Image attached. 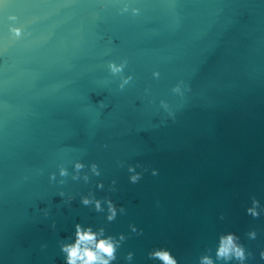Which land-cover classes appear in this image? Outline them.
<instances>
[{
	"label": "water",
	"instance_id": "water-1",
	"mask_svg": "<svg viewBox=\"0 0 264 264\" xmlns=\"http://www.w3.org/2000/svg\"><path fill=\"white\" fill-rule=\"evenodd\" d=\"M253 198L264 207V0L0 4V264H65L77 223L123 236L112 264H164L158 249L226 264V232L264 264Z\"/></svg>",
	"mask_w": 264,
	"mask_h": 264
},
{
	"label": "clouds",
	"instance_id": "clouds-1",
	"mask_svg": "<svg viewBox=\"0 0 264 264\" xmlns=\"http://www.w3.org/2000/svg\"><path fill=\"white\" fill-rule=\"evenodd\" d=\"M4 0H0L3 4ZM127 6H125L126 8ZM136 12L137 9H132ZM9 19H15L14 16H9ZM10 31L16 35L20 34L19 27H10ZM123 62L116 64L109 62V68L113 72H118L122 69ZM156 73H154L155 75ZM128 78H125V80ZM83 165L80 162L74 164L75 169H80ZM95 171V165H92ZM60 175L66 174V169L60 168ZM131 171V168H130ZM139 174L131 176V180L135 181ZM75 178V176L73 177ZM87 177H85L86 179ZM99 186V185H98ZM81 202L85 205L94 203L95 208L100 210L101 205L99 199H93L87 195L81 197ZM108 204L107 219L112 220L115 217V207L111 201H106ZM264 211V207L255 198L252 199L251 205L246 208V212L253 217L260 215ZM74 238L70 242L61 244V251L64 253L65 264H112L116 259V249L123 236L119 239L112 235H105L103 228L93 230L91 226H82L79 223L75 225ZM249 238H255V230H249L247 233ZM152 256L159 257L164 261V264H177L176 259L171 256L168 250L158 249L150 253ZM252 255L251 251H246L244 245L240 243L239 237L233 232H226L220 235L216 248V258L223 259L226 264L228 261H235L236 264H247L248 258ZM259 257L264 260V248L259 250ZM128 259L131 258V253L128 254ZM201 264H213L211 257L204 255L201 257Z\"/></svg>",
	"mask_w": 264,
	"mask_h": 264
}]
</instances>
